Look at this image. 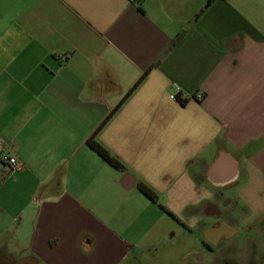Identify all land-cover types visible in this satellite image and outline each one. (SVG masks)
<instances>
[{
  "label": "crops",
  "instance_id": "0c3cea01",
  "mask_svg": "<svg viewBox=\"0 0 264 264\" xmlns=\"http://www.w3.org/2000/svg\"><path fill=\"white\" fill-rule=\"evenodd\" d=\"M207 1L0 0V262L134 264L173 230L204 264L264 227V0ZM144 74L95 137L116 169L86 140Z\"/></svg>",
  "mask_w": 264,
  "mask_h": 264
},
{
  "label": "rangeland",
  "instance_id": "374dc122",
  "mask_svg": "<svg viewBox=\"0 0 264 264\" xmlns=\"http://www.w3.org/2000/svg\"><path fill=\"white\" fill-rule=\"evenodd\" d=\"M199 233L200 231H194L193 235L190 237L189 243L191 249L198 250L200 247H202L200 238L201 236H199ZM247 233L249 234L250 238L245 241V245L241 247L238 252H235L233 254L230 252H224L220 255L218 253L211 254L203 250L200 256L201 259L205 261L204 264H264V227L261 226V228L259 227L257 228V230L252 229ZM255 233L256 235H254ZM242 236H240L238 239H242ZM179 240L180 237L175 233V231H168L160 239V244L158 245L156 250H152V252H141L142 254L133 253V263L141 264L139 260L141 259V256H143L144 263L150 262L149 260H147V257L152 256L155 258L154 260H156L154 264H172V262L170 263L169 261H167V257L170 254H174V256L178 254V252L176 251H173L172 253L170 252L172 250L173 244L178 243ZM235 248L236 247H234V249ZM19 256L20 254H16V259H18ZM194 256L195 255H192V257H190L188 264H194ZM0 264H29V262L18 260L14 262V260L11 259L10 261H4V263L0 262ZM30 264H34V262H31Z\"/></svg>",
  "mask_w": 264,
  "mask_h": 264
},
{
  "label": "trees",
  "instance_id": "16d2710c",
  "mask_svg": "<svg viewBox=\"0 0 264 264\" xmlns=\"http://www.w3.org/2000/svg\"><path fill=\"white\" fill-rule=\"evenodd\" d=\"M212 0H208L206 5H209ZM145 74L141 76L134 86L129 90V92L120 100L117 106L106 116V118L102 121V123L97 127V129L87 138L86 144L91 148L94 152H96L104 161L113 166L116 169H122L123 164L113 156L105 147H103L96 139V134L100 130V128L110 119V117L114 114V112L120 107V105L125 101V99L131 94V92L141 83L144 79ZM183 103L184 100H181ZM137 188L141 193H143L147 198H149L153 202H157L158 196L157 194L145 183L139 182L137 184Z\"/></svg>",
  "mask_w": 264,
  "mask_h": 264
},
{
  "label": "built area",
  "instance_id": "2783aa9c",
  "mask_svg": "<svg viewBox=\"0 0 264 264\" xmlns=\"http://www.w3.org/2000/svg\"><path fill=\"white\" fill-rule=\"evenodd\" d=\"M0 156H2V159L7 163V168L10 172H16L22 169V164L19 162V160L14 156H9L6 153H2L0 149Z\"/></svg>",
  "mask_w": 264,
  "mask_h": 264
},
{
  "label": "flooded vegetation",
  "instance_id": "af4514ba",
  "mask_svg": "<svg viewBox=\"0 0 264 264\" xmlns=\"http://www.w3.org/2000/svg\"><path fill=\"white\" fill-rule=\"evenodd\" d=\"M227 264V263H226Z\"/></svg>",
  "mask_w": 264,
  "mask_h": 264
}]
</instances>
